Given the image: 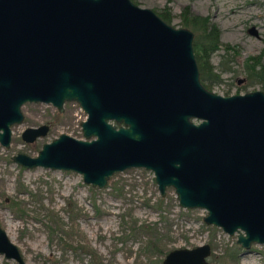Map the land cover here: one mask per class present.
<instances>
[{
	"label": "water",
	"instance_id": "obj_1",
	"mask_svg": "<svg viewBox=\"0 0 264 264\" xmlns=\"http://www.w3.org/2000/svg\"><path fill=\"white\" fill-rule=\"evenodd\" d=\"M192 38L132 0H0V144L24 102L61 111L75 101L83 138L59 133L11 159L72 170L96 187L124 168L149 169L161 195L171 186L179 206L203 208V222L236 233V244H264V91L207 89ZM47 127L27 126L21 139ZM209 251L172 248L162 264H208ZM0 253L23 262L1 227Z\"/></svg>",
	"mask_w": 264,
	"mask_h": 264
},
{
	"label": "rangeland",
	"instance_id": "obj_2",
	"mask_svg": "<svg viewBox=\"0 0 264 264\" xmlns=\"http://www.w3.org/2000/svg\"><path fill=\"white\" fill-rule=\"evenodd\" d=\"M132 1L167 13L168 23L177 27L183 26L185 8L206 16L218 28L219 41L238 50L231 56L219 47L210 54L220 78L210 90L222 95L264 91L242 70L248 54L259 53L264 60V0ZM252 25L257 36L247 31ZM62 106L58 111L50 103L24 102L21 122L10 125L9 145L0 144V227L18 247L21 264H162L168 250L203 243L210 249L208 264H264V244L251 243L247 250L236 244V233L203 222V208L179 206L171 186L161 195L149 169L124 168L96 187L72 170L25 168L13 161L16 152L35 155L59 133L83 138L79 123L85 112L74 101ZM41 123L48 126L44 135L21 139L25 127ZM0 264L20 263L0 253Z\"/></svg>",
	"mask_w": 264,
	"mask_h": 264
},
{
	"label": "trees",
	"instance_id": "obj_3",
	"mask_svg": "<svg viewBox=\"0 0 264 264\" xmlns=\"http://www.w3.org/2000/svg\"><path fill=\"white\" fill-rule=\"evenodd\" d=\"M158 15L168 22L169 15L167 13L159 12ZM180 16L181 25L187 26L195 32L192 49L198 67L199 79L207 89H210L214 82L220 80L218 73L213 70L214 67L209 61L210 54L219 47H222L224 52L231 51V56L236 55L238 50L228 43L219 41L218 28L206 16L188 13L187 8L181 12ZM242 70L249 82H257L264 89V60L261 59V54H248L242 62Z\"/></svg>",
	"mask_w": 264,
	"mask_h": 264
},
{
	"label": "flooded vegetation",
	"instance_id": "obj_4",
	"mask_svg": "<svg viewBox=\"0 0 264 264\" xmlns=\"http://www.w3.org/2000/svg\"><path fill=\"white\" fill-rule=\"evenodd\" d=\"M247 31H248V29H247ZM193 39V38H192ZM197 64V63H196ZM198 68V67H197ZM198 75H199V72H198ZM117 126V125H116Z\"/></svg>",
	"mask_w": 264,
	"mask_h": 264
},
{
	"label": "bare ground",
	"instance_id": "obj_5",
	"mask_svg": "<svg viewBox=\"0 0 264 264\" xmlns=\"http://www.w3.org/2000/svg\"><path fill=\"white\" fill-rule=\"evenodd\" d=\"M250 261L252 262V259Z\"/></svg>",
	"mask_w": 264,
	"mask_h": 264
}]
</instances>
